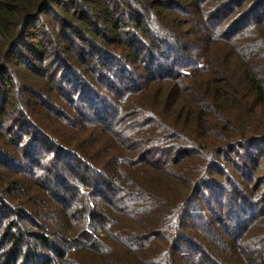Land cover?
I'll use <instances>...</instances> for the list:
<instances>
[{
    "label": "trees",
    "instance_id": "1",
    "mask_svg": "<svg viewBox=\"0 0 264 264\" xmlns=\"http://www.w3.org/2000/svg\"><path fill=\"white\" fill-rule=\"evenodd\" d=\"M0 264H264V0H0Z\"/></svg>",
    "mask_w": 264,
    "mask_h": 264
}]
</instances>
